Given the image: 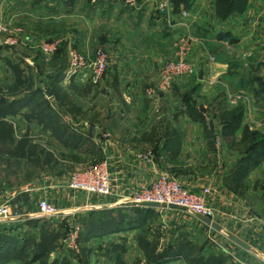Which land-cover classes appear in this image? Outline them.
<instances>
[{"label":"crops","instance_id":"crops-1","mask_svg":"<svg viewBox=\"0 0 264 264\" xmlns=\"http://www.w3.org/2000/svg\"><path fill=\"white\" fill-rule=\"evenodd\" d=\"M139 2L140 8L135 11L122 0H109L97 7L91 6L88 0H7L6 5L0 4V19L4 18L11 24L23 22L28 27L36 20L42 23L47 20L48 25L43 32L49 34L50 22H54L52 30L56 29L67 39L64 43L65 62L69 46L91 58L94 57V49L106 48L109 64H117L119 85L125 88L130 104L142 112L135 119L130 116L129 120L133 123L126 115L122 118L120 114H115L121 130H113L112 133L106 130L112 136L110 140H106L99 127L92 124L95 136L90 135L88 139L96 142L103 157L110 161L113 195L101 199L69 190L65 186L67 175L61 180L42 181L30 191L21 193L27 202L29 198L39 197L58 201V215L65 219L73 213L84 214L89 210L123 206L119 202L122 197L130 195L157 170H164L180 177L189 186H212L216 190L211 201L217 211L215 220L224 230L249 243L251 252L264 254V156L248 170L245 177L237 174L234 178L233 172L245 151L244 144L239 143L243 126L248 125L250 129L264 134V0H247L243 13H233L226 19L216 17L215 0L193 1V30L207 42V49L200 53L194 46L190 56L199 71L194 98L205 110L206 119L213 121L217 132L213 147L203 137L202 123L191 120L187 114H178L182 107L179 95L184 89L181 83L175 84L168 92L160 93L155 99H150L145 93L146 87L156 83L161 62L172 55L175 41L185 30L169 28L167 21L171 13H158L154 1ZM154 44L168 51L156 52ZM11 50H0V83H11L14 79L11 69L1 63L3 58L17 55ZM209 55L215 57L211 74L206 68ZM210 79L212 84L208 83ZM242 80H249L253 89V93H248L250 110H244L242 124L235 134L223 138L219 133L222 104L233 107L228 104L225 91H242ZM42 133L50 135L49 131ZM85 141L81 135L80 146ZM138 152H150L151 160L139 159ZM122 234L118 236L134 237L137 230ZM236 246L235 252L239 254L248 251ZM133 248L137 249L135 255L123 256L122 263L187 264L178 257L149 263L137 244ZM239 258V264H264L258 256L248 258L243 255ZM119 260L117 256L112 261L106 257L104 263L119 264Z\"/></svg>","mask_w":264,"mask_h":264},{"label":"rangeland","instance_id":"rangeland-1","mask_svg":"<svg viewBox=\"0 0 264 264\" xmlns=\"http://www.w3.org/2000/svg\"><path fill=\"white\" fill-rule=\"evenodd\" d=\"M31 1L47 2V0ZM50 1L52 2L54 0ZM122 1L130 6L132 11L140 8V2L138 0H134V2L128 0ZM151 1H154L157 5L158 0ZM6 2L7 0H0V4L5 3L6 5ZM104 2L107 1L105 0ZM130 3L133 4V6L130 5ZM192 4H194V2ZM192 4L188 9H186L189 11V15L186 18L191 19L190 35L194 39L193 46L200 50L201 53L203 50L207 49V42L202 36L197 35L193 30L194 25L192 26V24L194 22L192 20ZM172 11L173 7L171 6L169 14L171 13V17L176 16V14ZM23 13H25V11ZM0 21L8 24L11 27H21L24 29L26 34L32 38L31 40H33L34 43L31 46L17 43L14 45H3L1 49L10 48L12 49V52H17V55L12 54L11 58L9 59L12 62L19 61L23 66L30 67V73L33 75L35 87H37L38 90V94L36 96L37 101L44 104L43 108H45L44 110H46L49 115L53 114L56 123H58L61 127H67V131L69 133L74 131L77 133L75 139L76 142L72 141L71 148L67 149L66 147L62 146L58 140L50 137V135L42 133L41 126L36 122L27 123L20 115L16 116L15 118H9L14 122L16 138L29 129L30 134L34 137L35 144L38 149L37 156L28 160H17L14 158L10 159L5 156L0 157V205L3 203H8L13 212L17 211L21 214H25L27 210L32 208V206L27 205L29 201L27 202L21 192H26L28 189L30 190L34 188L35 186L42 183V181L48 182L51 179L61 180L73 171L93 165L102 159L103 152L101 151V148L98 146V144H96V142H91V140L88 139L89 137L87 136V132L89 125H97L99 130L103 133H105L106 130L111 131L112 133L113 130H121V127L115 120V117H117L115 114H120L122 118L126 115L129 120L130 116L131 119H135L142 112L141 110L136 109L133 104H130L131 101L126 95L125 88L119 85L120 77L117 75L116 63L109 64L107 70L100 77H96L94 74L90 73H80L74 77H71L65 82H63L64 77L60 78V85L66 87L71 92V97L63 105L56 103L52 98H50L47 90L49 84L57 81L62 71L64 72L65 70V49L63 48L62 51L61 49L57 51L58 48L65 43V41L58 46L52 56L43 54V52L34 45L41 37L55 38L65 35L58 33L59 31L56 29L52 30L51 26L54 22H50V33H44L43 28L48 25L47 20H45L44 23L40 22V20H36L32 24H28V27H26L27 24H24L23 22L15 25L9 23V21L4 18L0 19ZM184 33L185 31L180 37L185 35ZM180 37L177 38V42ZM176 41L175 47L177 44ZM160 47L161 45L156 46L155 44L153 46V48H156V52L168 51L167 48L162 49V47ZM99 48L102 47H97L96 49ZM96 49H94L93 52H95ZM103 49L107 51L106 48ZM171 49H173V46ZM193 52L194 51H192V53ZM1 63L7 65L6 58H3ZM1 71H4L3 68ZM3 77H5V75H3ZM198 77L199 71L197 69V74L193 76V78L198 79ZM195 79H192V82ZM188 81L181 83L184 89L181 90L182 92H180L179 96H181L182 93L188 91L185 88V85L188 83V85H190L191 80L189 82ZM242 83L243 85H241ZM249 83V80H242L240 83L242 91L234 92L229 90V92L241 94L242 97L249 99L250 96H248V93H253V89L250 88ZM0 84L5 83L1 82ZM75 87H78V89ZM158 95L159 94H154L150 96V99H155L158 97ZM131 122L133 123V121ZM131 122L128 124L130 127L132 126ZM81 135H83L87 141H85L80 146V142L78 143L77 140L79 136L81 137ZM97 141L100 140L98 139ZM80 149H82L81 152ZM140 154H145V152L137 153L138 156ZM57 202L58 201H55L56 204ZM111 209L112 210H110L107 214L104 213L98 215L73 213L72 215L66 216L65 219H62L59 215L41 218L39 217V223L32 224L31 227L24 225L23 222L12 223V221L8 220L6 222H0V230L2 227H8L11 229V231L8 230L10 235L21 239L24 237H34L37 239L40 237L41 229L43 227L52 229L53 227H58V225L61 223H66L69 227L65 231H68V233L75 227L80 229L77 233L79 239L82 234V230L84 229L85 225H88L91 219H94L96 222L98 219H100V217L106 218L112 215H117L119 211H124V213L128 215L133 214L129 210H126L125 212V210H122L123 208L121 206H118L117 209ZM157 211L158 212L155 215L150 217L147 227L151 229L158 228V243L160 251L170 247L177 249L182 242H186L188 250H197L196 255L202 254L205 257L208 255H220L225 258L226 262L235 264H239L238 262L240 256L246 255L248 258H256L257 256L251 251H247L246 253L244 252V254L235 252L237 250V244L231 241L225 233L215 231L210 226L203 223L198 217H192L191 214L183 213L180 210H175L173 208L158 209ZM118 235L123 234H114L112 235V239L111 236H104L93 238L90 241H79V252H74L65 247L63 244V239H61V251L63 253V251L66 250V252L69 253L68 259L73 264H105L104 259L106 257L110 258L112 261L117 255L120 258L119 264H124L122 263V257H126L128 254L132 256L135 255V251L137 249L133 248V245H136L137 242L132 236L123 240ZM150 238L153 239L152 236H150ZM116 243L123 244L125 251L120 254L117 250L112 251L114 246L113 244ZM68 250L74 253L70 254ZM262 250H264V247ZM53 257L56 256L53 255ZM4 264L22 263L17 259H11L4 262Z\"/></svg>","mask_w":264,"mask_h":264},{"label":"trees","instance_id":"trees-1","mask_svg":"<svg viewBox=\"0 0 264 264\" xmlns=\"http://www.w3.org/2000/svg\"><path fill=\"white\" fill-rule=\"evenodd\" d=\"M140 1V0H138ZM194 0H170L173 11L178 14L182 8L188 9ZM247 5V0H215V14L219 19H226L233 13H243ZM158 13H160L158 11ZM64 44H62L63 46ZM61 46V47H62ZM59 47L57 51L64 48ZM64 53V52H63ZM65 56V55H64ZM65 61V58H64ZM7 66L11 69L14 79L11 83L0 84V157L14 158L17 160H28L38 154L34 137L30 134L29 129L23 132L18 138L15 136L14 122L9 118H15L20 115L25 122H36L41 126L42 131H49L50 137L58 140L62 146L67 149L71 148V142L75 141L77 133H69L67 127H61L55 122L53 114H48L44 104L37 101V87L33 75L30 73L29 66H23L21 62H12L6 58ZM66 67V62H65ZM64 67V69H65ZM63 69V70H64ZM29 70V71H28ZM64 77L62 71L57 81L48 86L47 93L58 104H65L71 97V92L64 86L60 85V78ZM195 79L191 77L189 81ZM188 81V82H189ZM198 79L191 85H185L187 92L181 94V109L178 114H187L191 120L203 124V137L208 140L209 146H214L217 132L213 126V121H208L205 116V110L196 103L194 98L197 89ZM78 89V87H75ZM222 97V96H221ZM224 99V98H223ZM223 110L219 115L220 130L219 133L223 138L233 136L242 124L244 105L242 103L228 107L226 103L222 104ZM87 136L90 134L87 132ZM80 136L77 140L79 143ZM76 142V141H75ZM239 143L244 144V153L237 163L234 178L238 174L241 178L245 177L248 170L258 164L264 156V134L250 129L248 125L242 128V136ZM103 159V157H102ZM101 159V160H102ZM240 178V179H241ZM232 188V187H231ZM122 210H129L133 214H126L119 211L117 215L110 217H100L96 222L91 219L88 225H85L78 241H90L96 237L112 236L114 234L125 233L137 230L134 239L137 247L142 251L145 259L150 263H161L164 259L178 257L187 264H235L226 262L225 258L220 255H196L197 250H188L187 243L182 242L177 249L173 247L164 250L159 249L158 228H148V222L152 215H155L158 209L141 207V206H121ZM114 207L113 209H117ZM111 208L103 210H89L86 215L107 214ZM41 218V217H40ZM39 217L12 221L23 222L24 225L31 227L32 224L39 223ZM67 222V221H65ZM19 226V225H18ZM68 224L61 223L58 227L41 229L40 237L18 238L10 235L11 229L2 227L0 230V264L17 259L22 264H73L68 259L66 250L61 251L62 244L60 240L64 239L68 233L65 230ZM62 229V230H61ZM9 230V231H8ZM8 231V232H6ZM153 237V239L150 238ZM123 240L126 238L123 237ZM113 250L119 251V254L125 251L123 244H113ZM70 254L74 253L68 250ZM56 256V257H53ZM52 256V257H51ZM117 257H119L117 255Z\"/></svg>","mask_w":264,"mask_h":264},{"label":"built area","instance_id":"built-area-1","mask_svg":"<svg viewBox=\"0 0 264 264\" xmlns=\"http://www.w3.org/2000/svg\"><path fill=\"white\" fill-rule=\"evenodd\" d=\"M104 1L89 0V3L91 6L97 7ZM128 1L134 2V0ZM130 5L133 6L131 3ZM163 9H167L168 13L170 12V0L157 1L156 10L160 12ZM188 15L189 11L182 8L176 16L168 18L167 23L169 28L173 30L183 29L185 30V35L178 40L172 55L161 62L156 83L145 89V93L149 96L168 92L175 84L184 83L197 74V65L190 59L191 53L194 50V39L190 35L191 19L186 18ZM31 39L21 27H11L0 21V49L3 45H14L17 43L31 46L34 43ZM66 40V37L63 36L55 38L41 37L34 46H37L43 54L52 56L58 46ZM109 60V55L103 48L96 49L94 57L91 58L86 53H82L76 48L69 46L66 54L64 80L68 81L71 77L80 73H90L96 77H100L107 70ZM214 61L215 57L209 55L206 64L209 74L212 73ZM212 82L211 79L208 80L209 84H212ZM225 97L230 106H236L242 103L244 110H250V100L242 97L241 94H234L226 90ZM102 136L106 140L111 139V135L108 132L103 133ZM216 144H218V141H216ZM138 158L150 161L152 154L150 152L140 154ZM113 180L110 161L103 157L102 160L93 165L70 173L65 180V186L69 190L83 193L86 196H94L102 199L113 195ZM215 192L216 190L212 186H189L180 177L164 170H157L149 180L141 183L130 195L122 197L119 202L122 205L127 202L172 204L183 207L191 215H204L215 220L217 211L211 204V201L216 195ZM28 201L29 203L27 205L32 206L35 210L31 208L25 214L17 211L13 212L8 203L1 204L0 222L12 221V218L22 215L40 214L43 217H50L60 213L58 204L45 197H39L37 199L29 198ZM79 230L78 227L71 229L63 239L64 246L74 252H79L77 235Z\"/></svg>","mask_w":264,"mask_h":264},{"label":"water","instance_id":"water-1","mask_svg":"<svg viewBox=\"0 0 264 264\" xmlns=\"http://www.w3.org/2000/svg\"><path fill=\"white\" fill-rule=\"evenodd\" d=\"M160 14L161 15L167 14V9L161 10L160 11ZM48 95L51 96L50 93H48ZM88 133L91 136H95V127L93 125H91L88 128ZM123 205L124 206L149 207V208H154V209L177 208V209L185 210L183 207H180V206H176V205H172V204H166V203H158V202H141V203L127 202V203H124ZM112 206H115V205H112ZM195 216L198 217L203 223H205L206 225L210 226L215 231L225 233L229 237V239L231 241H233L235 244L239 245L243 249L248 250V251L252 250V248L249 245V243H247L243 239L239 238L235 234L224 230V228L218 222H216L215 220H213L212 218H210L208 216H204V215H195ZM36 217H43V216L40 215V214L22 215V216L14 217L11 220L12 221H19V220L36 218ZM255 253L264 262V254L258 253V252H255Z\"/></svg>","mask_w":264,"mask_h":264}]
</instances>
